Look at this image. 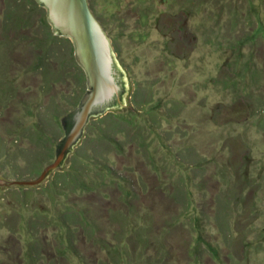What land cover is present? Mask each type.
Returning a JSON list of instances; mask_svg holds the SVG:
<instances>
[{
  "label": "rangeland",
  "instance_id": "rangeland-1",
  "mask_svg": "<svg viewBox=\"0 0 264 264\" xmlns=\"http://www.w3.org/2000/svg\"><path fill=\"white\" fill-rule=\"evenodd\" d=\"M91 2L127 86L105 118L118 133L103 138L125 149L108 140L77 149L103 154L99 181L80 184L79 160L67 155L65 175L0 185V264H264V0ZM9 36L0 179L29 182L37 150L53 143L47 167L63 136L48 124L49 107H70L76 83L40 89V75L26 70L33 52ZM35 124L46 129L41 145ZM121 205L124 232L110 216Z\"/></svg>",
  "mask_w": 264,
  "mask_h": 264
},
{
  "label": "trees",
  "instance_id": "trees-1",
  "mask_svg": "<svg viewBox=\"0 0 264 264\" xmlns=\"http://www.w3.org/2000/svg\"><path fill=\"white\" fill-rule=\"evenodd\" d=\"M4 3L5 6L2 7V10L0 12V38H2L4 41L2 45L6 51L2 53V56L0 55L1 56L0 82L2 84L3 81H5V78L8 74L6 73L7 72L6 69L11 67V65H13L12 63L14 62L12 56H13L15 43L13 39H9L10 38L9 35L11 34H13V36L16 38L15 39L16 42L22 43L23 46L28 45L30 50L33 52L32 61L27 66L26 70L28 74H34L37 72V74L40 75L41 81H43L40 89H44L43 91L49 90L54 84L61 85L63 82H65L66 79L68 80V77H72L73 81L76 83V88L72 92L71 95L72 98L70 97L72 103L71 102L68 103L70 106L68 107L69 109L67 108L59 112L58 108H55L56 105L53 104L55 107H49L50 110H48V114H47L49 126L53 125L57 130H61L63 135V129L61 127V122H60L61 118L78 105L81 97L86 91V76L84 71L78 65L75 59L74 46L68 38L61 37L53 33L52 28L47 21L46 10L43 7H41L36 2V0H7ZM34 26L38 27L37 31L35 32L32 31V28ZM9 61L10 64L6 65L5 62L8 63ZM1 89L3 88L0 87V90ZM9 90L10 92H12L11 89ZM12 97L13 95L10 96V98ZM66 101H69V99L67 98ZM23 106H24V110L26 111L31 110L29 109V106H27V104H24ZM113 111L114 110H109L100 116L94 117L91 123L89 124V126L86 128L85 134H83L84 136L82 137L81 144L79 146L76 145L73 148L74 149L73 155L69 154L72 158H75L74 160H79L78 163L76 162L78 164V169L80 172H84V177L83 179H81L80 184L89 183V181L93 178V175L95 179L99 181L103 169L105 171H107V169L104 168L105 162L102 160L103 154H101L99 151L96 152L94 148H92L94 153H92L91 150L89 152L90 154L84 156L81 152L77 151L79 147L80 148L84 147L89 149V147L91 146L90 142L93 143L95 142L98 144V146L101 145L102 143H105L106 145V142L104 141L108 140L109 142L107 141L108 145L106 146L113 148V150L117 151L115 153L117 154L119 153V155L123 154L122 151H124L125 149L124 144H126V142H120L119 140L115 141L114 135L113 136L106 135L109 136V138L105 140L103 138V136L107 133L112 134L114 131V133L116 134L117 132L118 123L108 122V120L105 119ZM94 121L97 123H95ZM104 123L110 124L112 128L99 126V124H104ZM35 125L37 126V130H38L36 132L37 144L41 145L43 144L41 136H44V133L46 134V129H44V127H41V125L38 124ZM129 133L127 134V136L129 135ZM132 136H133L132 139L134 140L135 137L134 133ZM33 137L34 140L35 135ZM133 142L135 145V140ZM50 143H51L50 145L44 144L45 148H48L47 151L43 152L41 150L40 151L37 150L36 155L39 157L38 158L39 164L36 166L37 167L36 173L38 178L42 174L43 170L46 168L42 164V159L44 158V155H46V153L49 156L52 154L54 155V149L52 148L53 143L52 142ZM88 144H90V146ZM75 149L77 153H75ZM87 149L84 150L88 151ZM93 164L95 169L92 172L90 170L91 168H93L92 167ZM100 167L101 169H99ZM166 167L168 168V166ZM65 172L66 171L63 172L61 171V169L59 170L58 168L52 172L54 173L53 178L56 179V177L60 176V174L65 175ZM89 175L91 178H88ZM122 209L123 210H119V212L113 211L110 215L111 219L113 220V223L118 225L116 229H118L119 232L126 231L128 227V219H127L128 215L123 206ZM88 217L89 220H93L89 215ZM75 229L78 230L79 228H75Z\"/></svg>",
  "mask_w": 264,
  "mask_h": 264
},
{
  "label": "water",
  "instance_id": "water-1",
  "mask_svg": "<svg viewBox=\"0 0 264 264\" xmlns=\"http://www.w3.org/2000/svg\"><path fill=\"white\" fill-rule=\"evenodd\" d=\"M46 10L47 21L55 35L68 38L74 46L78 65L86 76V91L78 105L60 122L63 136L55 145V159L34 181L9 182L0 185H37L52 172L66 167L67 155L82 142L89 120L123 106L126 80L118 64L107 29L93 14L91 0H36ZM89 133V131H88Z\"/></svg>",
  "mask_w": 264,
  "mask_h": 264
},
{
  "label": "flooded vegetation",
  "instance_id": "flooded-vegetation-1",
  "mask_svg": "<svg viewBox=\"0 0 264 264\" xmlns=\"http://www.w3.org/2000/svg\"><path fill=\"white\" fill-rule=\"evenodd\" d=\"M93 118H94V117H93ZM93 118H91V119L89 120L87 126L85 127V131H86V128H87V127L89 126V124L91 123V121H92ZM85 131H84V134H85ZM83 136H84V135H83Z\"/></svg>",
  "mask_w": 264,
  "mask_h": 264
}]
</instances>
